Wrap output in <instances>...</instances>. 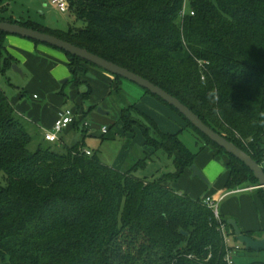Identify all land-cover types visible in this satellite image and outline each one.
I'll return each mask as SVG.
<instances>
[{
    "label": "trees",
    "instance_id": "16d2710c",
    "mask_svg": "<svg viewBox=\"0 0 264 264\" xmlns=\"http://www.w3.org/2000/svg\"><path fill=\"white\" fill-rule=\"evenodd\" d=\"M182 2L68 0L82 25L64 31L2 14L0 21L50 33L148 79L259 164L264 156V0H191L193 15L181 17ZM6 35L0 32L1 73L15 63L5 47ZM65 54L70 78L59 94L67 99L63 88L72 84L77 98L73 112L79 115L72 125L83 123L84 132L86 114L97 107L90 103L88 82L90 68L97 67ZM114 78L109 96L123 99L122 78ZM169 107L200 137L198 152H191L178 132L160 130L136 104H127L117 121L125 132L137 127L151 152L121 171L102 163L96 152L85 154L82 141L64 152L43 141L30 149L33 136L0 88V172L5 177L0 186V264H225L212 211L202 198L184 195L167 182L188 172L207 146L224 162L225 189L255 186L257 180ZM157 150L172 157L173 172L153 180L131 174ZM255 189L264 206L262 189ZM221 220L231 229L228 218ZM243 233L253 237L263 231Z\"/></svg>",
    "mask_w": 264,
    "mask_h": 264
},
{
    "label": "rangeland",
    "instance_id": "374dc122",
    "mask_svg": "<svg viewBox=\"0 0 264 264\" xmlns=\"http://www.w3.org/2000/svg\"><path fill=\"white\" fill-rule=\"evenodd\" d=\"M5 2L7 3L9 13H12L14 17L23 21L37 20L40 21V23L44 22L45 25L53 28H65L67 27V22L70 21V24L73 26L80 27L82 25L80 21L75 20L72 22V17L74 15L69 9V4L66 12H59L49 4V0H5ZM71 18L72 20H70ZM55 50L58 49L55 48ZM11 52H13L17 60L16 63L13 64L20 68L22 73L14 71L12 66L10 69H6L4 73L0 72V88L5 92L6 96L13 104L20 119L27 120L28 114L26 112L29 108L27 105L33 103V93L39 95L40 99L38 101L44 102L46 100L41 99L42 96H40V90L42 88L39 90L37 83L34 82V72L31 73L30 70L24 66L23 59L15 50H11ZM181 56H183V54L178 55V58ZM59 69L65 72V74H68L62 78L53 76L55 81H57L56 85L60 88V83L63 80L68 79L70 75L66 66H61ZM121 87L122 96H124L123 99L120 97L121 95H111L99 104V107L107 112V114L102 116L103 118L108 119L110 117H116L118 116L121 107L134 103L139 110L147 113L156 121L160 130L170 133L178 132L179 139L186 145V147L193 153L198 152L200 145L198 141L201 140L200 137L190 127H186L185 121L173 109L150 95H144L142 88L123 78L121 80ZM143 95L146 98L144 97L145 99H140ZM20 99L23 100L19 102ZM65 104V107L72 110L75 107L73 102L69 100ZM93 110L88 112L84 118V122H87L89 125L84 131L86 136L83 137V148L91 152H96L102 163L118 170L126 171L132 169L134 165L139 163L148 153L151 152V149L144 145L143 135L137 127H133L131 131L125 132L122 128V123H120V125L112 122L107 126V134H103L101 132V127L106 121L94 119ZM142 121L146 124L145 120L142 119ZM32 125H30V128H27L33 136L32 142L29 145V148L33 150L38 143L43 141V139H40L39 134L35 131ZM76 126L79 128L76 130L71 129L68 132L69 134L64 135L67 147L70 144L68 141L70 140L69 136H72V134H76V137L79 136L78 139H81L83 123L77 124ZM90 133H93V135L90 136ZM112 135H114V138L110 140L102 138L103 136L107 137ZM43 144H48L58 152H64L66 149V146L55 145V143L43 141ZM198 158L199 161H201V164L205 161L211 160L205 168L207 172H203L207 178V182H209V180L212 181L211 179L223 170V161L220 162L217 157H213V155L209 156L207 152H203ZM213 159L214 161H212ZM173 171L172 157H169L162 150H157L149 154L145 166L136 167L131 171V174L137 178L153 180L163 173ZM187 174L188 173L181 175L176 181H168L167 185L180 191L184 195L193 197L194 199L211 191L206 188L208 184L207 182L198 177L192 178L191 174ZM4 184L5 177L2 172H0V186ZM236 189H242V187ZM252 196L253 194L251 191H238L228 194L223 201L220 202L219 208L227 207V210L237 209V212H243L244 218H246L250 216L252 210L251 203L254 205ZM255 260L264 261V250L255 252L245 249L242 244L240 251L235 256L236 263H249Z\"/></svg>",
    "mask_w": 264,
    "mask_h": 264
},
{
    "label": "crops",
    "instance_id": "0c3cea01",
    "mask_svg": "<svg viewBox=\"0 0 264 264\" xmlns=\"http://www.w3.org/2000/svg\"><path fill=\"white\" fill-rule=\"evenodd\" d=\"M3 4L6 6V9L4 12L0 11V14H2L4 16H11L14 20H17V21H23L21 19L14 17L12 13H9V10L7 8V3L5 2V0H4ZM72 18H73L72 22H74L75 21L74 16ZM72 18L70 20H72ZM32 22L40 24L45 28H48L50 30H55V31H64L69 27L77 28L76 26H73L70 24L71 21L67 22V27H65V28L49 27V26L45 25L44 22L40 23V21H37V20L32 21ZM16 37H18V38H16ZM5 45H6L7 52L10 55H12L13 58L15 59V63L17 60H16V57L13 54V52H11V50H15L17 52V54L23 59L24 66L27 69H29L31 73L34 72V75H33L34 76V82L37 83V87L39 88V90L42 88L40 90V96H42V98H41L42 100H46V101H44V102L38 101L40 99L39 95H36L37 93H33L32 96L36 102L33 100V103L31 105L25 104V105L29 106V108L26 112L28 114V118H27V120L20 119L26 127L30 128V125L34 124V125H32V127H34L35 131L39 134L40 139L42 140L43 139V131L44 130H50L52 128L53 122L56 119L58 113L62 109L68 108V107H65L66 106L65 103L68 102V100L71 102H75L77 100V98L74 94V88L72 87V84H67L66 85L67 88L66 87L63 88L64 93L68 96V98L66 97L67 99H65L64 96L60 95L59 91L61 90L62 85L64 83L61 82L60 83L61 86L59 88L56 85L57 81H55V79L53 77V76H55V77L58 76V77L62 78L63 76L68 75V74H65V72H63L61 69H59V67H61V66H63V67L66 66L68 68V58H67L66 54L59 49L55 50V48L48 46V45L46 46V44L35 43L32 40H29V39H26V38H23V37H20L17 35H9V34L6 35ZM90 73L92 75V76H89V81H88L89 84L91 85V88H92V93L90 96V103L92 105H96L97 106L96 109H97L99 107V104L102 103L109 96L110 90L113 88V85L115 83V78H114V75H112V74H110V73H108V72H106L100 68H93L92 67V68H90ZM69 75H70V72H69ZM68 79H66V81ZM144 95H146V94H144ZM144 95L141 96L140 99H143L145 97ZM22 100L23 99H20L19 102H21ZM96 109L93 110L94 111V114H93L94 119L106 121V123L103 124L102 127L103 126L107 127L112 122H115V124H117V123L120 124V122L117 121L118 116L110 117L108 119L103 118L102 117L103 114H100L97 111H95ZM15 112L17 113V111H15ZM78 118H79V115L76 114L75 119L78 120ZM77 124H80V122H78ZM77 128H79V127L71 124L64 131L58 133V141L55 143V145L67 147L65 140H64V135L69 134L68 132L71 129L76 130ZM107 130H108V127H107ZM81 133H82V136H81L80 140L78 139L79 136L76 137V134H72V136H69V139H70V140H68L70 143L69 146H71V145H73L79 141H82V143L84 145L83 137L86 136V134L84 132H81ZM89 135L91 136V135H93V133H90ZM43 141H45V140L43 139ZM45 142H47V141H45ZM203 152H207L209 156L213 155V157H216V151L211 146H207V147H205V149L203 151H201L200 153L197 154V156L194 160V163H196L195 165H197V167L202 171V173L203 172L205 173V172H207V170L205 168L207 167L208 162H210L211 160L205 161L204 163L201 164L200 163L201 161H199L198 157ZM217 159L220 162L222 161L218 157H217ZM212 161H214V159ZM223 165H224V162H223ZM186 173H188L187 175H189L192 172L189 170ZM224 174H225V166L223 167V170L220 173H218L213 179H211L212 181L209 180V182H207L208 184H207L206 188L208 190H211V191L205 193L204 195H201L199 198H203L205 196H213L214 198H217L224 193L226 195L231 194V193H235L233 191L236 189L227 190L222 186ZM192 178H194V177H192ZM242 188H244L243 191H251L253 194L252 198H253V204L254 205H252V203H251L252 210L250 212V216L244 218L243 212H241V213L237 212V209L227 210V207H222V208L220 207L219 208L220 214H221V216H223L225 218L235 219L242 232L263 231V233L261 235H259V234L253 235L254 238H261L264 236V206L262 204L261 198L257 194V192L255 191L256 189L253 186L242 187ZM225 197L226 196H224L223 199ZM223 199L221 201H223ZM220 202H219V205H220ZM232 242L235 243V240H232ZM255 261H262V260H255ZM237 264H239V263H237ZM240 264H246V263H240Z\"/></svg>",
    "mask_w": 264,
    "mask_h": 264
},
{
    "label": "water",
    "instance_id": "95a60500",
    "mask_svg": "<svg viewBox=\"0 0 264 264\" xmlns=\"http://www.w3.org/2000/svg\"><path fill=\"white\" fill-rule=\"evenodd\" d=\"M0 32L7 33L9 35H17L62 50L63 52L87 61L95 65L97 68H100L114 76H119L125 80H128L136 84L140 88L145 89L151 94L159 97L169 106H172L174 109H176L194 128L208 137L213 143L224 149L226 153L233 155L235 158L241 161L253 173L254 177L257 180V185L253 187L261 188L264 193V169L261 168V166L244 150L226 139L223 135L218 134L217 132L212 130L190 108H188L179 99H177L158 85L128 70L125 67L102 58L94 53L87 51L84 48L76 46L75 44L50 33L42 32L37 29L26 27L19 23L8 21H0ZM12 68L14 71L22 73L21 69L18 68L15 64L12 65ZM88 75L92 76L91 74ZM65 82L66 80L62 81V83ZM96 111L103 115L107 114V112L102 110L100 107H98ZM189 170L192 172V177H198L201 180L207 182L206 177L195 164L190 165ZM227 224L230 225L235 239L239 243L243 244L245 249L255 252L264 250V236L261 238H254L252 236L244 234L239 228L235 219H228Z\"/></svg>",
    "mask_w": 264,
    "mask_h": 264
},
{
    "label": "built area",
    "instance_id": "2783aa9c",
    "mask_svg": "<svg viewBox=\"0 0 264 264\" xmlns=\"http://www.w3.org/2000/svg\"><path fill=\"white\" fill-rule=\"evenodd\" d=\"M191 0H183L182 7L180 9V16L183 17L187 14L193 15V9L190 7ZM49 4L57 9L59 12H66L68 9V0H49ZM199 66L203 67V62H198ZM203 79V76L201 77ZM76 117V114L70 108L62 109L56 119L53 122L52 128L50 130L43 131V139L50 143H56L58 141V133L64 131L69 125H71ZM84 126H88L87 122H84ZM102 133L107 132V127L103 126L101 128ZM85 154H91L90 151L84 150ZM261 168L264 169V156L259 163ZM242 189H236L233 192L243 191ZM226 194L214 198L213 196H205L202 198L203 203L212 211L213 216L218 220V230L222 237L224 244V257L223 260L225 264H237L235 261L236 254L240 251L242 244L239 243L232 232V229L228 228L227 225L221 220V214L219 211V202L223 199ZM235 240V243L232 242Z\"/></svg>",
    "mask_w": 264,
    "mask_h": 264
}]
</instances>
